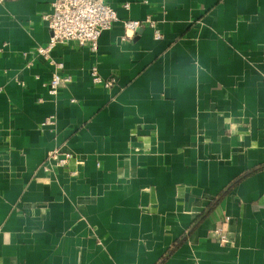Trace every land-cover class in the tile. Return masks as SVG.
Instances as JSON below:
<instances>
[{"label": "crops", "instance_id": "1", "mask_svg": "<svg viewBox=\"0 0 264 264\" xmlns=\"http://www.w3.org/2000/svg\"><path fill=\"white\" fill-rule=\"evenodd\" d=\"M107 1L55 95L51 0L0 4V264H264V0Z\"/></svg>", "mask_w": 264, "mask_h": 264}, {"label": "built area", "instance_id": "2", "mask_svg": "<svg viewBox=\"0 0 264 264\" xmlns=\"http://www.w3.org/2000/svg\"><path fill=\"white\" fill-rule=\"evenodd\" d=\"M5 0H0V4ZM51 9L42 15L50 30L48 44L44 47H37L35 53L49 60L54 66V71L50 79L44 84L50 95H55L61 87L66 86L72 80L69 74L63 72V63L50 59V51L58 43L70 42L78 47H88L91 51H96L97 41L100 34L112 27L118 20L115 9L107 0H51ZM123 7L127 8L128 4ZM124 33L120 38L123 43L130 39L135 30L142 25H148L153 29L155 39L161 38V33L156 24L151 19L143 21L137 19L122 20ZM94 83L102 82L97 73L96 67H92L90 72ZM110 81L102 82L105 86L111 85ZM54 117H46L42 125L53 124ZM74 155L71 151L59 148L51 149L47 152L44 168H68ZM215 234L220 243L225 244L230 240L223 232V228L217 227Z\"/></svg>", "mask_w": 264, "mask_h": 264}]
</instances>
